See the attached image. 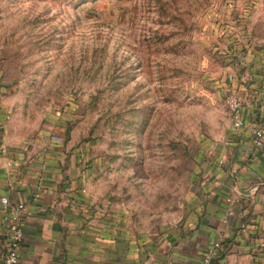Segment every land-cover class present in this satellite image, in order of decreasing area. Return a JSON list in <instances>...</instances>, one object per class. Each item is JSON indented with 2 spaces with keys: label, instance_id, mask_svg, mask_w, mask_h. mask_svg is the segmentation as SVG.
<instances>
[{
  "label": "rangeland",
  "instance_id": "1",
  "mask_svg": "<svg viewBox=\"0 0 264 264\" xmlns=\"http://www.w3.org/2000/svg\"><path fill=\"white\" fill-rule=\"evenodd\" d=\"M254 56L264 0H0L5 132L62 143L95 203L156 238L194 209Z\"/></svg>",
  "mask_w": 264,
  "mask_h": 264
},
{
  "label": "crops",
  "instance_id": "2",
  "mask_svg": "<svg viewBox=\"0 0 264 264\" xmlns=\"http://www.w3.org/2000/svg\"><path fill=\"white\" fill-rule=\"evenodd\" d=\"M247 59L246 69L229 78L243 100L245 126H229L194 209L156 238L132 233L95 203L80 166L64 165L62 143L11 142L0 99V199L25 205L22 264H264V149L252 146L248 132L250 124H264V57ZM7 222L0 203V264Z\"/></svg>",
  "mask_w": 264,
  "mask_h": 264
},
{
  "label": "built area",
  "instance_id": "3",
  "mask_svg": "<svg viewBox=\"0 0 264 264\" xmlns=\"http://www.w3.org/2000/svg\"><path fill=\"white\" fill-rule=\"evenodd\" d=\"M242 102L243 100L239 92L234 88L228 89L223 97V105L229 115L231 130L233 131L242 129L245 126L242 117ZM8 118L9 115L6 114L5 121H7ZM248 132L250 134L252 146L264 149V124L254 122L248 126ZM33 197V199L36 200L39 198V194L36 193ZM228 201L231 204H235L237 199L229 198ZM0 203L4 218L8 221L6 252L3 258L4 264H22L21 246L24 239V232L21 213L25 209V205L23 203L12 205L7 197H1ZM218 246V243H215L214 248ZM212 251V249L208 250L205 261L209 259Z\"/></svg>",
  "mask_w": 264,
  "mask_h": 264
},
{
  "label": "water",
  "instance_id": "4",
  "mask_svg": "<svg viewBox=\"0 0 264 264\" xmlns=\"http://www.w3.org/2000/svg\"><path fill=\"white\" fill-rule=\"evenodd\" d=\"M242 192H245L246 194L249 193V191H242Z\"/></svg>",
  "mask_w": 264,
  "mask_h": 264
}]
</instances>
